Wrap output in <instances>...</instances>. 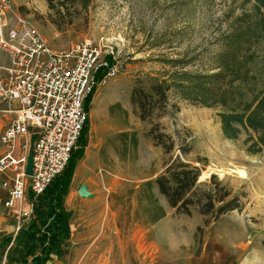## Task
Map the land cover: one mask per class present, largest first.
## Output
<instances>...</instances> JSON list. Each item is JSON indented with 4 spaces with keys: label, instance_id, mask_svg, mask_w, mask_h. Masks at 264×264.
<instances>
[{
    "label": "rangeland",
    "instance_id": "rangeland-1",
    "mask_svg": "<svg viewBox=\"0 0 264 264\" xmlns=\"http://www.w3.org/2000/svg\"><path fill=\"white\" fill-rule=\"evenodd\" d=\"M10 4L52 46H69L86 37L101 39L113 48L122 63L117 75L102 85L94 103V91L84 102L85 145L89 127L97 121L116 126L130 123L137 128V136L129 139L133 145L135 138V146H130L121 160L108 162L114 176L106 178L112 188L104 195L118 235L112 241H98L89 247H113L116 251L125 248L130 253V264L150 263L157 253L163 256L159 257L160 264H170V258L179 259L182 264L184 258L200 254L204 256L202 264H264V149H246L244 139L251 132L242 130L236 138L225 137L217 113L226 107L219 102L205 105L185 97L184 93L189 94L191 89L181 90L177 81L185 78L189 83L192 78L176 74L211 73L220 64L232 61L237 43L228 42L225 34L239 27L256 26L258 14L253 0H91L86 9L78 7L68 23L59 25L52 21L56 12L46 0H10ZM251 50L258 88L264 76V40L257 39ZM6 61L0 54V62ZM154 76L170 82L165 107L162 112L156 109L151 116L141 118L139 107L131 102V92L140 87L155 97L150 88ZM231 76L227 74L226 79ZM98 101L100 104L96 105ZM108 102H112L110 109ZM153 126L173 137L172 151L164 152L160 144L154 143L149 134ZM120 142L116 140L117 147ZM184 144L190 147L186 153L179 149ZM78 145L77 141L74 149ZM177 154L199 168L195 189L205 187L214 174L220 184L234 192H245L241 196L243 208L229 210L207 223L200 222L198 230L197 208L191 206L190 214L177 211L154 181L170 157ZM159 204L164 208L160 240L150 226ZM88 260L107 261L101 256ZM115 260L116 264L124 263V257L117 256Z\"/></svg>",
    "mask_w": 264,
    "mask_h": 264
},
{
    "label": "trees",
    "instance_id": "trees-1",
    "mask_svg": "<svg viewBox=\"0 0 264 264\" xmlns=\"http://www.w3.org/2000/svg\"><path fill=\"white\" fill-rule=\"evenodd\" d=\"M46 1L49 8L56 12L52 21L58 25L68 23L76 12L81 8L86 9L91 2V0ZM253 4L258 14L256 26L239 27L225 34L224 38L228 42L237 43L238 53L236 54L237 51L234 53L232 61L220 64L218 70L211 73L198 72L189 76L186 71H180L176 74L178 77L192 78L189 83L185 82V78L177 81L181 90L191 89L189 94L184 93L185 97L205 105L219 102L226 107L217 113L225 137L236 138L242 130L251 132L244 139L246 149L257 152L264 149V76L261 78L262 85L257 88L258 78L252 68L254 52L251 48L257 39L264 40V0H253ZM227 74L232 75L230 79H226ZM97 76L101 78V74L98 73ZM153 78L150 88L156 94L155 97L140 87L133 88L131 92V102L139 107L138 115L141 118L151 116L156 109L162 112L165 107L170 82L166 78L156 76ZM234 80L237 82L233 83ZM86 127L84 124L78 139L79 145L72 150L65 168L41 193L37 195L29 193L32 216L28 221H23L18 228L15 243L8 249L4 264H46L52 254L57 256L62 254L63 245L70 235L71 214L64 205V197L76 162L83 153ZM149 134L155 144L162 146L164 152H170L174 148L173 137L159 131L155 126L150 128ZM135 143L134 138L133 144ZM179 149L186 153L190 147L184 144L180 145ZM198 177L199 168L182 160L177 154L170 157L164 171L158 174L154 181L168 204L177 211L190 214L191 206H194L199 213L209 214L211 217L205 218V223L210 219H217L229 210L243 208L241 196H244L245 192H234L225 184H220L219 180L214 179V174L210 175V181L205 187L195 189ZM197 229L200 230L201 226L198 225Z\"/></svg>",
    "mask_w": 264,
    "mask_h": 264
},
{
    "label": "built area",
    "instance_id": "built-area-1",
    "mask_svg": "<svg viewBox=\"0 0 264 264\" xmlns=\"http://www.w3.org/2000/svg\"><path fill=\"white\" fill-rule=\"evenodd\" d=\"M0 54L7 58L0 62V171L8 174L2 185L9 206L28 192L41 193L65 168L87 120L85 99L122 63L101 39L52 46L10 0H0Z\"/></svg>",
    "mask_w": 264,
    "mask_h": 264
},
{
    "label": "crops",
    "instance_id": "crops-1",
    "mask_svg": "<svg viewBox=\"0 0 264 264\" xmlns=\"http://www.w3.org/2000/svg\"><path fill=\"white\" fill-rule=\"evenodd\" d=\"M109 77L97 82L91 103H94L102 85ZM97 104H100V102L98 101ZM111 104L112 102L106 103L108 109H110ZM102 105L103 108L106 107L105 104ZM4 122L5 118L0 117V130ZM135 129L137 128L130 123L116 126L114 123L105 120L90 125L87 143L82 156L75 165L68 191L64 197V205L71 212L69 219L70 235L66 240L68 245H63L60 256L52 254L46 264H104V262L106 264H116L115 257L117 256L124 257V263L122 264H130V253L125 248V250L116 251L113 247L99 250H93L90 247L95 246V242L98 241H112L115 234L118 235L119 230L115 228L116 223L112 222L109 217L108 210L111 209L109 201L107 196L104 195L112 188L106 178L114 176L110 171V167H108V162L124 158L125 152H128L130 146L133 147L134 145L130 143L129 139L133 135L137 136ZM116 140L121 141L120 147H117ZM2 149L1 146L0 152ZM7 175L6 172L0 171V264L5 263L6 253L15 243L18 225L23 221H28L32 216V206L28 197L29 192L22 198L15 199L9 206L4 204L7 189L2 185V180ZM83 182L87 184L88 190L93 193L88 199H84L77 191ZM163 210V205L159 204L158 213L150 224L154 230V236L158 240L163 235ZM197 215L195 227L200 225V222H203L207 217V215L201 213ZM143 226L142 228L146 230V225ZM93 256L106 257L107 261L100 263L98 260H88L89 257ZM159 257L163 256L157 253L152 261L147 264H160ZM203 258V254H200L189 259L184 258L181 263L200 264L201 262L202 264ZM169 262H171L170 264H179L180 260L170 258Z\"/></svg>",
    "mask_w": 264,
    "mask_h": 264
},
{
    "label": "water",
    "instance_id": "water-1",
    "mask_svg": "<svg viewBox=\"0 0 264 264\" xmlns=\"http://www.w3.org/2000/svg\"><path fill=\"white\" fill-rule=\"evenodd\" d=\"M34 138H35V136L33 135L30 139V148H29L28 159H27V164H26V171L28 173L31 172L32 144H33ZM77 191H78L79 195H81L83 197L84 196L91 197L93 195V193L88 190L87 184L84 182L80 184Z\"/></svg>",
    "mask_w": 264,
    "mask_h": 264
}]
</instances>
